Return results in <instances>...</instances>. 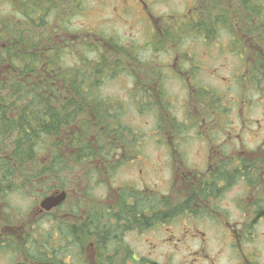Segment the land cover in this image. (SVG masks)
<instances>
[{"label":"flooded vegetation","instance_id":"flooded-vegetation-1","mask_svg":"<svg viewBox=\"0 0 264 264\" xmlns=\"http://www.w3.org/2000/svg\"><path fill=\"white\" fill-rule=\"evenodd\" d=\"M165 1L119 0L111 34L60 26L83 0H0V95L20 104L0 127L5 264H162L160 246L178 264H264V0H190L169 23L152 12ZM111 75L131 81L119 103L100 91ZM50 111L69 122L41 132Z\"/></svg>","mask_w":264,"mask_h":264},{"label":"rangeland","instance_id":"rangeland-1","mask_svg":"<svg viewBox=\"0 0 264 264\" xmlns=\"http://www.w3.org/2000/svg\"><path fill=\"white\" fill-rule=\"evenodd\" d=\"M186 1H190V0H166L165 3L166 4H155L153 5L152 9L154 12V14H156L157 16H162L165 13H168L170 16V18H166L167 16L163 17L161 20L163 22H168L169 21H178L180 19V17L183 14V12L187 9L188 6H190V4L192 3H187ZM119 2V0H110L108 2H103L101 3V1L99 0H84L83 4L81 6V9L83 10V12H79V14H77V12H75V14H71L68 13L67 15H63L60 16L59 18V23L60 26L61 25H65L64 23H66V25L69 22H72V24H74L77 27H81L82 29L86 32L88 31H92V28H102V24L104 23V21L106 20V15L104 14L106 12V14H108V18L112 19V16L110 15V9L112 6L117 5V3ZM76 15V16H75ZM74 16V17H73ZM135 17V15H134ZM172 18V19H171ZM125 20L128 21H132L134 22L136 19L135 18H128L125 17ZM112 20H109V23ZM57 21H54L51 23V25H57L58 24ZM115 25H118V28L120 29V36L123 35V33L126 31L127 26L125 25V23L127 22H122V21H113ZM116 22V23H115ZM120 23H123L126 28H123L122 25ZM58 26V25H57ZM109 26H104L102 28L103 29H107ZM113 29L114 28H108V31L112 34L113 33ZM82 31V30H81ZM134 37L140 36V37H144V32H143V28H142V23H137V25L135 26V31H134ZM86 33L84 34H79L78 36H84ZM141 40V39H140ZM91 57V56H90ZM106 77H108L107 75H105ZM110 77H113L112 75L109 76V79L104 83L103 87L100 89V91L103 93L104 97H107V99L111 100V101H115L119 103V100L124 99V93H123V89L129 85V83H131L130 79H128V76L125 75H120V76H115L113 79H111ZM174 83V82H173ZM125 84V87H123V85ZM102 95H100L101 98H104ZM148 118V117H145ZM150 120V118H148ZM152 123V120H151ZM131 124V123H130ZM133 125H135L132 122ZM143 124V123H142ZM144 128V127H143ZM140 129H137L136 132H139ZM45 157H43L42 159H44ZM128 172L129 171H125L122 175L119 176V179H124V180H129L130 177L128 176ZM75 177H72L74 179H77L78 182H80L81 180V175L82 173H75ZM72 174L70 175L69 173H63L60 176H57V180L60 181V179L62 180H66V179H71ZM73 183H69V186L72 185ZM85 183H82V186H84ZM68 186V187H69ZM113 187V186H112ZM105 191V188L102 186L96 187L95 186L92 188L91 192L93 195L96 196L97 199H101L103 193ZM68 209V206L67 208ZM53 220H55V222H58L60 220L63 219V217L59 214H54V211L52 212V214L49 215ZM259 228V227H258ZM260 231H263V227H260ZM263 233V232H262ZM219 235V233H218ZM160 237V236H158ZM157 237V238H158ZM219 238V237H218ZM259 242V243H258ZM214 244L216 245V242H211L210 243V248H209V252L211 254V256L214 253H217L214 250ZM257 247L259 250L264 251V241L259 240L256 242ZM166 248L164 246H160L157 247L156 253L158 255V260L163 262L162 264H178V261L181 259V254H183V252H173L171 253V258H169L168 260H166L165 258V253H163V251H165ZM221 252V251H220ZM230 252H224L222 250V253L220 254V262L221 264H227L228 259H231L230 257ZM0 264H5V259L4 258H0Z\"/></svg>","mask_w":264,"mask_h":264},{"label":"trees","instance_id":"trees-1","mask_svg":"<svg viewBox=\"0 0 264 264\" xmlns=\"http://www.w3.org/2000/svg\"><path fill=\"white\" fill-rule=\"evenodd\" d=\"M16 57H20V56L18 55ZM15 84L16 83H13L11 87L14 90H16L17 92H19L20 88L24 87L21 84L20 85H15ZM17 84H19V83H17ZM0 88H4V85H1ZM18 99L20 100L21 98L18 97ZM25 99H26V97L24 98V100ZM96 99H97L96 97H93L91 99V101L94 103ZM19 109H20V104L18 105L17 103H15L14 99L10 95H8L7 93H3L2 95H0V127L4 126V125H8V127H9V122H7V121L13 120V119H10V117H15L17 115V110H19ZM21 110H22V113L24 115H27L28 113L33 112V110L30 107V104H23L22 103ZM37 116H38V123H39L40 131L44 132V133L47 132L45 122H47V124L49 126H57L58 125L57 126L58 128H61L62 125H66L69 122L68 119H65L64 121H59L58 116L53 111L45 113L44 116L42 114H40L39 112H37ZM4 121H5V123H4ZM98 151L101 153L103 151V147L99 146ZM21 156L22 155L14 154L13 158L14 159H16V158L20 159ZM28 158H29V160L32 159L33 155L31 153H28ZM64 162L65 161H63V158H61V162H60L61 168L65 164ZM135 210L136 209L134 207H125L124 208L125 212H133Z\"/></svg>","mask_w":264,"mask_h":264},{"label":"water","instance_id":"water-1","mask_svg":"<svg viewBox=\"0 0 264 264\" xmlns=\"http://www.w3.org/2000/svg\"><path fill=\"white\" fill-rule=\"evenodd\" d=\"M65 200V194L61 193L59 196H52L45 200V203L42 204L47 210L53 208L55 205L60 204Z\"/></svg>","mask_w":264,"mask_h":264}]
</instances>
